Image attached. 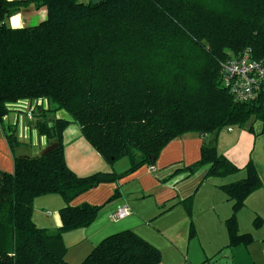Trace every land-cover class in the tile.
Returning <instances> with one entry per match:
<instances>
[{
    "label": "trees",
    "instance_id": "obj_1",
    "mask_svg": "<svg viewBox=\"0 0 264 264\" xmlns=\"http://www.w3.org/2000/svg\"><path fill=\"white\" fill-rule=\"evenodd\" d=\"M29 4L44 7L46 19L7 27L5 20ZM245 50L253 59L264 57V0H0V130L12 151L18 141L15 127L3 122L8 105L46 100L33 125L57 143L45 156H13V172H0V264H68L62 234L88 227L101 208L66 205L58 211L59 227L48 231L31 220L37 197L57 194L68 204L154 165L169 142L188 134L216 136L233 126L251 133L259 124L264 136L262 101L234 102L220 85L222 62ZM59 111L70 120L57 118ZM72 123L105 163L126 158L128 168L77 176L63 147ZM214 142L203 143L199 160L177 172L190 176L207 167L205 178L245 173L219 189L232 202L226 247H248L252 236L238 233L236 215L261 179L251 160L238 168ZM181 203L191 216V198ZM263 225L253 220L255 229ZM188 236H194L192 224ZM160 262L158 249L122 231L104 238L81 264Z\"/></svg>",
    "mask_w": 264,
    "mask_h": 264
},
{
    "label": "crops",
    "instance_id": "obj_2",
    "mask_svg": "<svg viewBox=\"0 0 264 264\" xmlns=\"http://www.w3.org/2000/svg\"><path fill=\"white\" fill-rule=\"evenodd\" d=\"M79 1L84 4L92 2ZM46 17L44 7L36 9L29 4L9 16L5 24L10 28L31 27ZM30 102L19 101L8 105V114L3 122L15 127L18 147L11 151L0 130V172H13V156L33 158L49 144L33 127L36 118L29 120L27 116L26 107ZM60 113L55 116L61 118ZM224 129L226 134H188L175 139L162 149L154 165H144L115 183L99 184L68 204L57 194L37 197L33 200L31 220L37 228L52 231L59 227L58 211L66 205L101 206L88 227L62 234L66 249L64 260L68 264H81L104 238L122 231H131L158 249L161 253L159 264H258L259 256L252 250L254 243L248 247H226L228 234L225 221L231 216L232 202L219 187L243 179L245 173L240 171L225 178H205L207 167L190 176L177 172L198 161L201 145L212 143L214 139L217 152L237 166H243L251 157L262 187L246 198L243 208L237 213L238 233H249L255 241H264V225L258 229L253 227L255 218L264 221V136L259 134V124L251 133L235 126ZM63 147L66 165L79 177L97 172L120 173L129 166L126 158L112 165L105 163L73 123L63 132ZM115 191L119 195L111 199ZM188 198H191V216L181 203ZM122 206L128 208L129 215L121 220L112 219L111 214ZM190 224L194 230L191 238L188 236ZM225 250L229 251L228 261L225 255L220 256Z\"/></svg>",
    "mask_w": 264,
    "mask_h": 264
},
{
    "label": "built area",
    "instance_id": "obj_3",
    "mask_svg": "<svg viewBox=\"0 0 264 264\" xmlns=\"http://www.w3.org/2000/svg\"><path fill=\"white\" fill-rule=\"evenodd\" d=\"M220 85L228 91L234 102L246 103L261 100L264 104V57L253 59L250 50L226 59L221 65ZM35 106L46 109V100H36ZM33 107H26L28 118H32ZM152 169V167H151ZM129 215L127 207L117 208L111 218L121 220Z\"/></svg>",
    "mask_w": 264,
    "mask_h": 264
},
{
    "label": "rangeland",
    "instance_id": "obj_4",
    "mask_svg": "<svg viewBox=\"0 0 264 264\" xmlns=\"http://www.w3.org/2000/svg\"><path fill=\"white\" fill-rule=\"evenodd\" d=\"M223 63V62H222ZM222 65V64H221ZM34 101V100H33ZM36 101V100H35ZM46 104H47V102H46ZM30 107H33L34 109H33V113H32V115H35V113L34 112H36L37 110H39V111H41V110H43V111H45V110H47V107H46V109L45 108H43V107H39V106H35L34 105V102H30L29 104H28ZM59 112H61L60 114H61V118L62 119H66V118H69V116L64 112V111H59ZM33 117V116H32ZM31 120H32V118H30ZM29 119V120H30ZM256 125V126H255ZM254 125V127H253V129H254V131H255V129H257V126H258V124H255ZM34 127V126H33ZM226 132H227V130L226 129H223L222 131H220L219 133H224V134H226ZM218 133V134H219ZM253 137V136H252ZM16 148L18 147V144L15 146ZM248 155H250V153L248 154ZM228 159V158H227ZM229 160V159H228ZM249 160H251L252 162H253V160H252V158L251 157H249L248 158V160L246 161V163L249 161ZM230 161V160H229ZM231 163L232 164H234L232 161H231ZM246 163L243 165V166H237V165H235L236 167H238V168H242V167H244L245 165H246ZM263 238V237H262ZM262 238H260V239H262ZM253 243H254V245H253V247H252V250H253V252L254 253H256L261 259H263L264 260V246H262V244H264V241H261V240H259V239H256V241L254 240V238H253ZM227 246V245H226ZM223 255H225L226 256V260L228 261V258H230V257H228V255H229V251H227V250H225L223 253H221L220 254V256H223ZM258 257V264H264V262L260 259ZM238 259H240V258H238Z\"/></svg>",
    "mask_w": 264,
    "mask_h": 264
},
{
    "label": "water",
    "instance_id": "obj_5",
    "mask_svg": "<svg viewBox=\"0 0 264 264\" xmlns=\"http://www.w3.org/2000/svg\"><path fill=\"white\" fill-rule=\"evenodd\" d=\"M98 2H100V0H92V4H97ZM57 147V143L56 142H52L49 143L46 148H44L41 153L40 156H45L46 154L50 153L52 150H54Z\"/></svg>",
    "mask_w": 264,
    "mask_h": 264
}]
</instances>
